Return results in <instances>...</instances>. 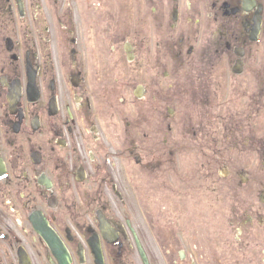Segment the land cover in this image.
Segmentation results:
<instances>
[{
    "label": "flooded vegetation",
    "instance_id": "1",
    "mask_svg": "<svg viewBox=\"0 0 264 264\" xmlns=\"http://www.w3.org/2000/svg\"><path fill=\"white\" fill-rule=\"evenodd\" d=\"M0 264H264V0H0Z\"/></svg>",
    "mask_w": 264,
    "mask_h": 264
}]
</instances>
